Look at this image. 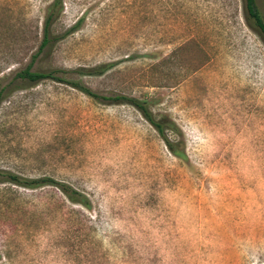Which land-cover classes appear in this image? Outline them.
Returning a JSON list of instances; mask_svg holds the SVG:
<instances>
[{"label": "rangeland", "instance_id": "rangeland-1", "mask_svg": "<svg viewBox=\"0 0 264 264\" xmlns=\"http://www.w3.org/2000/svg\"><path fill=\"white\" fill-rule=\"evenodd\" d=\"M264 16V0H257ZM0 0V87L94 69L100 95L146 99L179 129L173 155L141 111L69 82L17 80L0 100V264H264V34L244 0Z\"/></svg>", "mask_w": 264, "mask_h": 264}, {"label": "trees", "instance_id": "trees-1", "mask_svg": "<svg viewBox=\"0 0 264 264\" xmlns=\"http://www.w3.org/2000/svg\"><path fill=\"white\" fill-rule=\"evenodd\" d=\"M245 14L250 26L258 29L264 34V16L259 8L257 0H244ZM63 10V0H53L48 6L47 14L44 22V39L40 47V51L47 46L51 41L52 25L55 20L60 16ZM107 65H102L94 69L77 68L75 70L67 69H51L48 71L33 70L32 66L20 70L16 74V78L11 83L0 87V100L8 92L10 86L17 80L26 81L29 83H37L45 79H52L62 82H69L72 86L78 88L88 96L110 102H127L135 106L142 115L147 119L153 127L157 130L159 135L165 141L170 152L179 157L186 158L185 151L180 147V143L172 137L173 134H177L179 129L174 121L168 117H158L154 114L150 107V103L146 99H138L135 97H128L125 95L108 96L100 95L94 92L91 88L84 85L80 80L67 79L66 75L72 72H76L80 75L102 73L107 69ZM3 177L5 180L10 181L14 184L23 185L28 188H37L45 185H55L70 199L78 201L86 206L90 204V201L86 195L77 191L67 183L57 181L51 177H40V178H23L18 174L0 171V178Z\"/></svg>", "mask_w": 264, "mask_h": 264}]
</instances>
